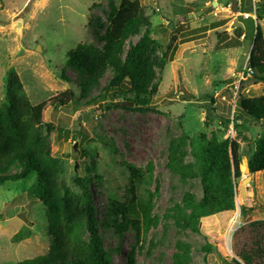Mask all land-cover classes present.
Here are the masks:
<instances>
[{
	"label": "rangeland",
	"instance_id": "obj_1",
	"mask_svg": "<svg viewBox=\"0 0 264 264\" xmlns=\"http://www.w3.org/2000/svg\"><path fill=\"white\" fill-rule=\"evenodd\" d=\"M110 1L116 6L120 0ZM137 1L150 19L151 38L161 48L156 50L155 57L160 58L161 52L171 45L164 71L159 73L156 68L159 88L151 101L156 112L141 114L119 108L107 110L100 104L78 106L70 102L71 92L78 90L75 73L64 68L66 55L79 43L101 46L95 32L102 35L104 31L96 23L107 24L108 0H0V101L5 98L6 75L14 70L31 103L42 104L43 122L52 124L60 133V140L56 133L52 135L51 151L65 163L68 179L72 171L82 175L85 167L93 170L94 162L101 180L99 186L92 182L91 187L112 264H125L130 252L135 264H170L177 251L176 242L190 246L192 264H229L234 257L233 233L247 221H264V171L249 174L246 151L255 135L264 136V127H250L247 132L242 125H247L248 119L238 120L246 137L244 142L234 131L233 123L226 129L216 119L211 127H206L203 109L210 105L207 97L210 96L216 113L227 115L232 121L238 113L240 95L244 98L264 95V83L244 77L239 69L247 49L242 34L236 33L240 13L235 10L239 0ZM188 9L191 13L186 19ZM242 16L245 18V14ZM261 27L264 33V21ZM238 37L239 45H233L232 41ZM129 40L134 44L138 36ZM62 69L71 83L61 79ZM109 76L104 75L101 86ZM229 80L233 82L226 83ZM76 131L79 135L73 138ZM200 132H205L208 138L215 134L219 140H237L243 158L235 210L203 218L199 234H194L177 229L163 215L173 203L179 204L186 192L199 199L201 186L198 180L181 182L165 165L171 138L183 134L193 138ZM74 145L77 151L86 153L85 157L74 156ZM189 161L188 155L186 162ZM149 163L153 165L152 180L140 182L136 195L139 200H146L147 193L154 194L157 189L150 216L158 221L148 231L145 244H141L136 242L132 227L120 237L116 226L102 223L110 197L122 203L131 199L126 193L129 179L125 165L145 171ZM16 171L13 168L11 174ZM248 177L250 181L244 185L248 212L241 216L244 199L239 186ZM33 181L31 177L25 182L0 186V264L41 256L48 249L45 208L29 197ZM20 231L28 237L12 243L13 236ZM205 244L213 251L203 252Z\"/></svg>",
	"mask_w": 264,
	"mask_h": 264
},
{
	"label": "trees",
	"instance_id": "obj_2",
	"mask_svg": "<svg viewBox=\"0 0 264 264\" xmlns=\"http://www.w3.org/2000/svg\"><path fill=\"white\" fill-rule=\"evenodd\" d=\"M108 1L110 13L107 24L96 23V27L104 31L102 35L95 32L101 46L79 43L66 55L64 68L75 73L78 90L71 92L70 102L78 106L100 104L107 110L119 108L141 114L156 112L151 105L160 81L156 68L159 73L164 71L171 45L161 52L160 58L155 57L156 50L161 48L151 38L150 19L138 1L120 0L116 6ZM235 11L240 13L237 22L243 25V30L237 27L236 33L238 36L242 34L243 44L247 47L246 57L239 69L244 77L248 75L254 82L264 83V33L261 27L264 0H239ZM190 13L188 9L184 17L187 19L186 15ZM244 14L248 17L244 18ZM169 25L174 27L172 23ZM135 36L138 40L133 44L129 39ZM232 44L238 46L239 37ZM63 69L61 79L71 83ZM105 74L110 76L101 86L100 80ZM232 82L229 80L226 83ZM93 92L97 94L92 95ZM207 97L210 105L203 108L206 127H211L216 119L226 129L233 123L234 131L242 136L244 142L243 127L247 132L250 127H264V95L252 98L240 95L238 113L232 121L227 115L217 114L213 108L214 99ZM42 113V104H32L16 72L9 71L5 98L0 101V186L25 182L33 177L29 197L45 208L49 236L45 254L13 264H112L111 253L104 245L100 211L91 187L92 182L99 186L98 181L101 180L96 173V165L93 162V170L85 167L82 175L72 171L68 179L65 163L54 157L51 151V137L56 133V138L60 140V133L52 124L43 122ZM243 118H247L248 123L242 127L238 120ZM75 135L73 138L79 132L76 131ZM246 151L249 174L264 171V136L255 135L246 145ZM72 152L74 156L86 155L73 147ZM188 155L191 161L186 162ZM242 158L239 142L231 138L219 140L215 134L208 138L205 132L193 138L185 134L171 138L166 168L183 183L198 180L201 197L197 199L192 193H184L180 203H173L167 208L163 218L170 219L179 230L199 234L203 218L234 211L237 180L242 175L239 169ZM125 166L129 179L126 193L131 199L122 203L110 197L102 225L116 226L120 237L132 227L136 242L145 244L148 231L158 221V218L150 216L157 189L154 194L148 192L146 200H139L136 190L140 182L149 183L152 180L153 165L149 163L145 171L130 164ZM13 168L17 171L11 174ZM247 212L248 208L241 206V216ZM262 229L264 221H247L233 233L231 248L234 257L229 264H264ZM25 237L28 236L20 231L13 236L12 243H18ZM175 248L177 251L172 255L170 264H192L189 245L176 242ZM201 249L205 253L213 251L208 244ZM115 251L118 253L119 247ZM125 264H135L132 252L128 253Z\"/></svg>",
	"mask_w": 264,
	"mask_h": 264
},
{
	"label": "water",
	"instance_id": "obj_3",
	"mask_svg": "<svg viewBox=\"0 0 264 264\" xmlns=\"http://www.w3.org/2000/svg\"><path fill=\"white\" fill-rule=\"evenodd\" d=\"M216 5V3L215 2H213V4H212V7H214ZM237 27H240L242 30H243V25L241 24V23H236V28ZM126 104H123L122 106H125ZM129 105H131V104H129ZM74 149H76V146L74 145V147H73ZM250 181V178L248 177V178H245V179H243V181L241 182V185L239 186V192H240V194H241V196L243 197V199H244V203H243V206L244 207H246V203H247V200L245 199L246 198V196H247V194H246V189H245V187H244V185L245 184H247L248 182Z\"/></svg>",
	"mask_w": 264,
	"mask_h": 264
},
{
	"label": "bare ground",
	"instance_id": "obj_4",
	"mask_svg": "<svg viewBox=\"0 0 264 264\" xmlns=\"http://www.w3.org/2000/svg\"><path fill=\"white\" fill-rule=\"evenodd\" d=\"M259 173H261V172H257V173H255V174H259Z\"/></svg>",
	"mask_w": 264,
	"mask_h": 264
},
{
	"label": "built area",
	"instance_id": "obj_5",
	"mask_svg": "<svg viewBox=\"0 0 264 264\" xmlns=\"http://www.w3.org/2000/svg\"><path fill=\"white\" fill-rule=\"evenodd\" d=\"M248 17V15H245V18ZM248 76V75H247Z\"/></svg>",
	"mask_w": 264,
	"mask_h": 264
}]
</instances>
